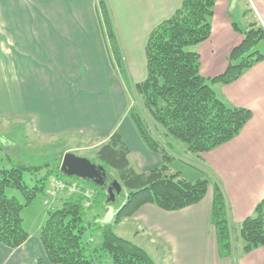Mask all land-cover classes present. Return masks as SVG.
Returning a JSON list of instances; mask_svg holds the SVG:
<instances>
[{
  "label": "crops",
  "instance_id": "crops-1",
  "mask_svg": "<svg viewBox=\"0 0 264 264\" xmlns=\"http://www.w3.org/2000/svg\"><path fill=\"white\" fill-rule=\"evenodd\" d=\"M240 1L216 0L209 38L191 48L199 54V73L205 78L225 70L232 48L243 39L232 26ZM251 1L254 16L264 27V0ZM106 2L120 50L133 69L127 72L139 82L146 75L144 48L149 32L171 16L182 0ZM98 8V0H0V116L26 119L39 133L83 136L95 145L116 129L130 149L132 164L138 171H147L159 166L161 158L145 145L127 116L128 84L111 65ZM213 89L227 105L252 112L236 137L194 156L202 174L218 181L224 192L233 255L219 256L215 228L209 221V185L196 204L173 211L144 204L117 224L130 226L131 235L124 238L142 247L154 263L151 250L164 253L159 264H264V245L243 253L239 232L242 221L264 196V60L237 80L215 84ZM171 139L166 141L174 149L177 144ZM178 148L193 155L185 146ZM118 206L107 205L105 221L112 220ZM41 211L42 215L35 207L40 221L37 218V226L22 244L11 248L0 242V264H53L39 238L47 217V209Z\"/></svg>",
  "mask_w": 264,
  "mask_h": 264
},
{
  "label": "trees",
  "instance_id": "trees-1",
  "mask_svg": "<svg viewBox=\"0 0 264 264\" xmlns=\"http://www.w3.org/2000/svg\"><path fill=\"white\" fill-rule=\"evenodd\" d=\"M215 1L182 0L174 13L148 34L144 48L146 75L143 80L132 84L135 100L128 103L127 116L145 145L160 155L161 164L147 171H138L130 161L128 145L116 129L94 149V158L90 161L104 167L106 181L116 179L123 188L119 193L123 200L112 220L100 225V247L91 250L83 241L87 229L85 213L97 204L108 205L115 201L117 195L113 200L109 199L105 186L77 177L68 178L60 167L63 153L54 166L45 163L43 166L0 170L1 243L14 248L27 239L22 211L39 194H45L48 180L56 177L78 183L82 188L92 185L100 192L92 189L94 196L88 207H84L83 195L63 193L59 195L58 205L47 209L39 238L51 263L97 264L101 260L94 253L102 251L112 264H155L142 247L116 234L112 225L132 217L144 204H153L168 211L196 204L204 198L211 185L209 221L215 228L218 253L220 257L233 255L234 238L219 182L208 175L191 181L182 177L179 171L167 173L174 149L166 138L184 143L185 151L189 153L208 152L236 137L252 116L250 109L230 106L220 100L213 85L229 84L264 60V49H258L264 42V27L254 20L243 30L232 22L233 28L243 34V39L232 48L223 72L210 78L203 77L199 73V54L191 48L209 38ZM98 5L100 8L96 14L103 39L109 43V46L106 43V48L111 65L120 77L127 80L112 12L106 0H98ZM46 167L48 169L43 176L34 177V185L24 180V170L38 174ZM110 169L115 173H110ZM7 188L18 190L23 200L8 196ZM239 232L243 253L264 245V196L252 214L242 221Z\"/></svg>",
  "mask_w": 264,
  "mask_h": 264
},
{
  "label": "rangeland",
  "instance_id": "rangeland-1",
  "mask_svg": "<svg viewBox=\"0 0 264 264\" xmlns=\"http://www.w3.org/2000/svg\"><path fill=\"white\" fill-rule=\"evenodd\" d=\"M236 10L237 15L234 21L241 29L244 30L248 28L249 23L254 20H257L261 23V20L258 19V17L256 18L254 16V14H256L257 16V12L251 0H241L240 3H238V7ZM100 19L102 21L101 24L104 29V22L102 20V17ZM211 22L212 20L210 19V23ZM106 43L109 46L108 41ZM258 49L263 51L264 42L260 43ZM122 57L126 71L128 70L129 73H133V69L127 58H124L123 54ZM128 72H126L127 80L124 78V76H121L120 78L122 79V81H125L126 85L128 84L127 95L129 102L132 103L135 100V93L132 86L136 82L132 79L131 75L128 74ZM31 126L32 125L28 123L26 119L14 120V118H11L7 115L0 116V170L11 167L27 168L34 166H43V164L45 163H50V166H54L55 162L59 161V158L62 153L64 154L66 152H72L77 156L85 157L88 159L94 158V149L97 147L98 144L95 145V143L91 139H87L86 137L74 134L51 135L39 133ZM171 141L176 143L177 145L176 148L172 150V152L174 151V157L170 160V162H168L169 170L167 173L179 171L180 175L188 180H196L198 178H202L204 175L202 174L200 167L196 165V161L194 160L195 153H193V155L187 154L183 151V149L178 148L179 146H185L184 143L173 138L171 139ZM47 169V167L43 168V170L41 169L42 171L40 170L38 174L29 173L28 171L24 170L23 178L29 185H34V177L39 178L43 176L46 173ZM110 173L114 174L115 171L113 169H110ZM194 175L196 179L192 178L194 177ZM88 187H90V189H93L94 191H97V193L100 192L98 188H95L92 185H88ZM6 194L8 196H15L20 201L23 200L21 193L14 188H7ZM45 195L46 191L45 194H39L35 198V200L30 203L28 208L22 211L23 227L28 233L29 231L34 230L37 226L36 221L37 218H39V215L38 217H36L35 207L37 208V211L40 210L39 214L42 215V208L47 209L49 207L58 205V196L53 198H44ZM122 200L123 195L119 194L116 196L115 201L110 202L108 205L118 206ZM106 209L107 204H97L95 207L88 209L85 213L87 229L83 235V241L87 243V246L91 250L98 249L100 247V225L102 223L108 222L104 220ZM98 216L100 217V219H97ZM112 228L116 234L123 235V237H129L131 235L130 226L128 224H123L120 226H118L117 224H113ZM151 253L156 259L155 264L162 263L164 253L153 250H151ZM94 255L97 259L100 258L101 260L97 264H112L110 258L105 255L102 251H97L94 253Z\"/></svg>",
  "mask_w": 264,
  "mask_h": 264
},
{
  "label": "water",
  "instance_id": "water-1",
  "mask_svg": "<svg viewBox=\"0 0 264 264\" xmlns=\"http://www.w3.org/2000/svg\"><path fill=\"white\" fill-rule=\"evenodd\" d=\"M60 167L67 177H77L105 186L109 199L113 200L123 190L116 179L105 180L106 171L102 165L93 163L88 158L77 156L72 152L63 154Z\"/></svg>",
  "mask_w": 264,
  "mask_h": 264
},
{
  "label": "built area",
  "instance_id": "built-area-1",
  "mask_svg": "<svg viewBox=\"0 0 264 264\" xmlns=\"http://www.w3.org/2000/svg\"><path fill=\"white\" fill-rule=\"evenodd\" d=\"M60 191H65L69 194H81L85 197L84 206L87 207L91 204L93 198V192L90 189H82L76 184H68L58 178H51L48 187V196L55 197Z\"/></svg>",
  "mask_w": 264,
  "mask_h": 264
}]
</instances>
